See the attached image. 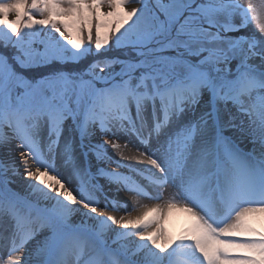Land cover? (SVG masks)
I'll return each mask as SVG.
<instances>
[{
    "label": "snow or ice",
    "instance_id": "6c2138e0",
    "mask_svg": "<svg viewBox=\"0 0 264 264\" xmlns=\"http://www.w3.org/2000/svg\"><path fill=\"white\" fill-rule=\"evenodd\" d=\"M262 229L264 0H0V264H264Z\"/></svg>",
    "mask_w": 264,
    "mask_h": 264
},
{
    "label": "bare ground",
    "instance_id": "6f19581e",
    "mask_svg": "<svg viewBox=\"0 0 264 264\" xmlns=\"http://www.w3.org/2000/svg\"><path fill=\"white\" fill-rule=\"evenodd\" d=\"M119 199L122 202H126L129 211L132 210V205H133L134 201H133V198L131 196H129L127 193H121ZM141 202L147 203V204L155 203V201H148V200H143ZM108 210L112 211L110 208ZM112 214L119 217L121 215H125L126 213L124 211H113ZM133 214H135V213H133ZM179 214H180V217H178ZM185 224H186V217L184 216V214L173 213L169 218L167 226L169 227L170 231H172L174 234H176L181 230V228L183 226H185ZM262 230H264V229H262Z\"/></svg>",
    "mask_w": 264,
    "mask_h": 264
},
{
    "label": "rangeland",
    "instance_id": "374dc122",
    "mask_svg": "<svg viewBox=\"0 0 264 264\" xmlns=\"http://www.w3.org/2000/svg\"><path fill=\"white\" fill-rule=\"evenodd\" d=\"M242 3H244L246 5L247 4V0H242ZM178 217H180V214L178 215Z\"/></svg>",
    "mask_w": 264,
    "mask_h": 264
}]
</instances>
